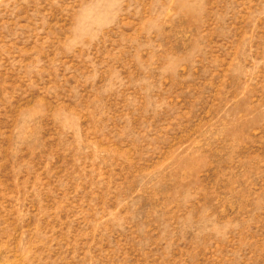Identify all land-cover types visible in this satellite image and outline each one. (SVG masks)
Segmentation results:
<instances>
[{"label":"rangeland","instance_id":"rangeland-1","mask_svg":"<svg viewBox=\"0 0 264 264\" xmlns=\"http://www.w3.org/2000/svg\"><path fill=\"white\" fill-rule=\"evenodd\" d=\"M0 264H264V0H0Z\"/></svg>","mask_w":264,"mask_h":264}]
</instances>
